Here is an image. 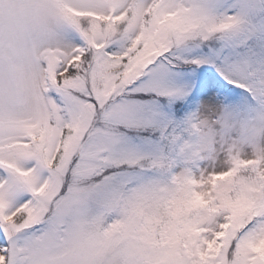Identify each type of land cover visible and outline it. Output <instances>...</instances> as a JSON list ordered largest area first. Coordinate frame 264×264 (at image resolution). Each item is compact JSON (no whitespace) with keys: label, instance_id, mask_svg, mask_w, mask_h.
I'll use <instances>...</instances> for the list:
<instances>
[{"label":"snow or ice","instance_id":"1","mask_svg":"<svg viewBox=\"0 0 264 264\" xmlns=\"http://www.w3.org/2000/svg\"><path fill=\"white\" fill-rule=\"evenodd\" d=\"M0 264H264V0H0Z\"/></svg>","mask_w":264,"mask_h":264}]
</instances>
